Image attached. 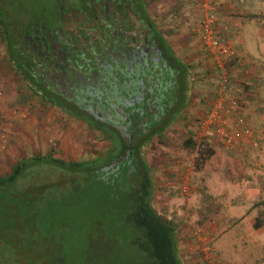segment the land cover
<instances>
[{
  "label": "rangeland",
  "instance_id": "1",
  "mask_svg": "<svg viewBox=\"0 0 264 264\" xmlns=\"http://www.w3.org/2000/svg\"><path fill=\"white\" fill-rule=\"evenodd\" d=\"M149 2L151 13L162 22L166 35L182 57L193 63L196 81L190 104L166 130L165 140H153L145 148L146 159L155 166V188L150 196L151 188L147 186L149 192L143 198L150 197L158 214L179 223L177 238L186 264H264V225L254 227L256 217H264V57L259 64L258 61L247 64L254 55L256 35L264 41V0H215L216 29L236 49V56L227 63L231 95L239 100L240 115L251 130L248 136L238 129L237 141L232 146L219 140L213 131L208 137L199 135L200 121L216 100L220 76L201 31L209 10L203 0ZM251 15L256 17L250 18ZM238 23L245 24L246 30L226 28L228 24ZM242 37L247 38L245 47L233 43ZM239 48L249 50L250 54L243 55ZM5 52L0 34V59L5 58ZM240 58L249 61L244 64ZM255 79L256 84H252ZM20 87L12 76L0 73V175H8L21 155L38 156L54 149L57 158L79 161L89 159L109 144L96 132L88 131L81 121L61 118L58 109L45 111L37 98L21 103ZM251 101L260 113V122L252 125L242 114L245 103L252 105ZM234 123L232 118L230 124L234 126ZM190 134L196 136V147L185 143ZM203 141L208 143L206 149L201 146ZM208 150L211 156H207ZM73 175L55 164L39 163L29 169L20 185L24 188L59 183ZM117 224L105 225L112 233ZM109 240L107 244L101 240L98 247V244L91 246L100 254L99 258L107 253L106 246L118 248L114 236ZM32 248L28 256L21 253L24 262L39 264L49 252H56L55 244L47 240L41 243V250L38 245ZM9 256L8 251L1 254L3 260ZM3 260L0 259V264H10Z\"/></svg>",
  "mask_w": 264,
  "mask_h": 264
},
{
  "label": "trees",
  "instance_id": "2",
  "mask_svg": "<svg viewBox=\"0 0 264 264\" xmlns=\"http://www.w3.org/2000/svg\"><path fill=\"white\" fill-rule=\"evenodd\" d=\"M23 5L21 14H30V4ZM4 19L7 18L0 12L1 42L6 49L5 58L0 59V73L19 82L20 101L27 103L36 98L37 92L26 76L27 60L22 46L9 39L11 28L2 25ZM187 72L190 76V69ZM191 91L190 81L184 79L181 100L174 114L163 122L150 118L148 133L143 132V137L138 136L133 141L123 137L117 127L106 128L93 119L87 122L88 131L103 127L108 134L105 139L109 141L105 149L98 150L89 159L57 158L54 149L38 156L21 155L8 175H0V259L3 260L1 254L8 251L11 256L4 259V263L31 264L24 262L22 254L28 256L35 245L41 250V243L47 240L55 244L56 252H49L39 264H186L177 238L179 223L158 214L150 197L144 199L143 196L149 192L147 186L151 188L150 196L155 188V166L146 159L145 148L153 140H165L166 130L190 104ZM39 101L45 111L55 108L45 100ZM212 108L213 105L209 106L208 113ZM58 110L64 119L74 112L67 106ZM197 142L194 134L185 141L190 147H196ZM207 144L203 141L201 146L206 149ZM207 153V156L212 154L210 150ZM39 163L55 164L74 175L59 183L21 187L20 180ZM109 222L119 223L111 229L112 233L106 228ZM263 225L264 217L258 215L254 227L258 229ZM113 236L118 248L106 246L107 253L99 258L100 254L91 246L98 244V247L101 240L107 244Z\"/></svg>",
  "mask_w": 264,
  "mask_h": 264
},
{
  "label": "flooded vegetation",
  "instance_id": "3",
  "mask_svg": "<svg viewBox=\"0 0 264 264\" xmlns=\"http://www.w3.org/2000/svg\"><path fill=\"white\" fill-rule=\"evenodd\" d=\"M26 2L32 9L23 19ZM0 12L9 39L22 46L37 100L74 109L70 119L117 127L133 141L148 133L150 118L174 114L184 79L193 94L194 65L149 0H0ZM103 127L95 132L106 138Z\"/></svg>",
  "mask_w": 264,
  "mask_h": 264
},
{
  "label": "built area",
  "instance_id": "4",
  "mask_svg": "<svg viewBox=\"0 0 264 264\" xmlns=\"http://www.w3.org/2000/svg\"><path fill=\"white\" fill-rule=\"evenodd\" d=\"M203 2L209 13L201 24V31L214 64L219 68L220 76L216 100L212 110L200 121L199 135L208 137L213 131L219 140L227 146H232L237 141L238 129L243 130L245 135H251V130L246 127L244 118L240 115L241 104L231 95L229 85L231 76L227 63L236 56V49L231 41L216 29L215 0H203ZM232 118L235 120L234 126L230 124ZM183 190L186 191L187 187L184 186Z\"/></svg>",
  "mask_w": 264,
  "mask_h": 264
},
{
  "label": "crops",
  "instance_id": "5",
  "mask_svg": "<svg viewBox=\"0 0 264 264\" xmlns=\"http://www.w3.org/2000/svg\"><path fill=\"white\" fill-rule=\"evenodd\" d=\"M231 25V26H230ZM227 29H229L230 31L233 29H235V30H237L238 28H240L241 30H242V32H243V30H246V26H245V24L242 26L240 23H238V25L237 26H235V25H233V24H228L227 25V27H226ZM232 30V31H233ZM245 32H244V36H245ZM240 36H242V34L240 33ZM243 38V37H242ZM246 37L245 38H243L242 40H241V38L240 39H236L233 43H235L238 47H243L244 46V44H246L247 43V41H246ZM256 39H258V42L256 43V47L254 48L255 50H254V52L252 51V53L254 54V55H252V56H250V58L249 59H251V61L250 62H248V61H244L243 59H239V60H243V63L244 64H246V62H248L247 64H251L252 62H255V61H258V64H259V62L261 63V60H263V58L262 57H264V51H263V45H264V41H263V39L262 38H260V36H258V35H256ZM245 47V46H244ZM239 49H241L242 50V53H243V55H245V53H249L250 54V51L249 50H244L243 48H239ZM240 51V50H239ZM241 54V53H240ZM243 63H241V64H243ZM258 66V65H257ZM259 80V79H258ZM256 79L254 80V82H251L252 84H256ZM263 82V81H262ZM258 84H260L259 83V81H258ZM256 86V85H255ZM247 102V101H246ZM249 103H245V105H244V108H243V111H242V114L243 115H245V117L247 118V121H248V123L249 124H254V123H256L257 121H259V117H260V113H259V111H257L256 110V105H254L253 104V102L251 101V103L250 104H252V105H248ZM211 107H212V105H210ZM207 113H208V111H207ZM260 122V121H259ZM243 139V135L242 136H240L239 137V141L241 140V142L243 141L242 140Z\"/></svg>",
  "mask_w": 264,
  "mask_h": 264
}]
</instances>
